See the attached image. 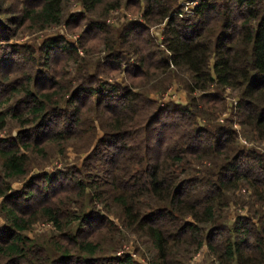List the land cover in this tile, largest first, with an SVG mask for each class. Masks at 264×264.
<instances>
[{
    "label": "trees",
    "instance_id": "1",
    "mask_svg": "<svg viewBox=\"0 0 264 264\" xmlns=\"http://www.w3.org/2000/svg\"><path fill=\"white\" fill-rule=\"evenodd\" d=\"M81 1L84 10L91 13L98 9L109 13L126 2L144 3L147 21H166L168 56L160 60V70H172V65L178 71H185L191 79L185 82L188 91L199 92V97L188 105L162 104L150 97V90H137L135 83L121 87L98 81L92 87L85 80L76 92L87 94L88 103L90 99L94 101L92 107L103 135L92 159L103 162L102 177L93 179L94 176L85 173L82 180H73L80 188L82 200V215L76 218L67 211V203H60L67 196H60V191L53 193L56 202L52 203L45 192L46 188L56 186V177L68 179L70 173L46 176L44 199L37 201L38 213L33 218L51 223L60 234L59 239L66 240V245L57 243L60 254L55 259L27 235L32 223L23 217L31 212L27 203L36 200L34 194L29 195L30 200L25 198L23 203L12 207L7 200L2 213L10 225L0 235V264H139L127 254L97 259L108 242L117 236L124 238L123 231L151 245L153 251L146 259L148 264H190L204 247L215 257L216 264H264V153L241 149L232 122H227L230 126L219 124L212 128L200 121L208 115L207 122L211 123L209 119L215 113L212 111L226 106L219 91L232 88L240 95L236 105L238 123L246 128L248 135L264 139V0H199L194 14L187 18L183 17L179 0ZM39 2L38 9L31 11L35 14L33 19L46 25L60 24L63 0ZM95 27L107 32L106 24ZM0 29L1 64L8 51L15 53L22 47L2 44L9 33L2 23ZM65 42L63 38L47 40L46 59L57 48L76 53V48ZM158 54L161 52L151 55ZM32 59L35 60L33 56ZM140 63L155 68L145 57ZM137 69L131 72L132 76H148ZM14 70L7 69L2 77V89L14 95L9 101L22 93L25 98L16 100L14 105L23 104L26 111L17 107L6 110L0 103V128H5L10 113L21 125H33L31 132L43 129L37 141L42 137L60 141L66 139L73 115L74 126L81 117L92 119L86 111H81L73 95L64 103L75 110L63 122L67 108L53 99L55 91L42 92L37 83L41 71L30 75L20 90ZM65 77L68 73L60 75L62 83ZM58 85L56 82L53 86ZM212 86L218 92H209ZM164 113H167L165 119ZM28 133V130L24 132ZM28 137L19 131L15 137L0 138L2 180L6 181L2 184L5 190L0 186V195L11 191L7 181L26 174L28 154L33 148L25 142ZM90 169L91 165L86 171ZM243 190L250 193L249 199L260 210H255L253 202H249L247 207L252 209V217L238 218L230 225L228 209L235 195ZM241 199L242 195L238 200ZM85 203L91 210L84 212ZM115 219L121 222L122 230ZM122 246L118 243L112 253Z\"/></svg>",
    "mask_w": 264,
    "mask_h": 264
},
{
    "label": "rangeland",
    "instance_id": "2",
    "mask_svg": "<svg viewBox=\"0 0 264 264\" xmlns=\"http://www.w3.org/2000/svg\"><path fill=\"white\" fill-rule=\"evenodd\" d=\"M196 1L199 0H179L181 12L184 14L183 17L187 18L194 14ZM39 4V0H0V23L5 26L4 30L9 33L2 44H17L23 50L17 49L18 53L17 51L15 53L8 51L9 57L7 56L4 62L2 61L0 64V103L4 105L3 108L6 110L9 107H17L26 111L23 104L14 105L16 100L25 98L22 93H18L17 99L9 101L14 95L12 92L7 91L8 89H2V83L4 82L2 77L7 69H15L16 86L21 90L23 88L22 84L28 82L27 78L32 74L35 76L40 70L42 77L37 83L42 88V92L55 91L52 93L53 99L55 101L59 100L61 106L67 108L63 122L67 116L70 114L72 116L75 110L74 107L64 103L67 100L69 102L73 95H76L77 104L78 107H81V111H86L85 113H88L92 119L86 120L81 117L80 122L74 126L73 121H75L76 116L73 115L71 117L73 121L68 122L71 124L66 131V139L49 141L42 137L41 140L37 141V137L42 136L43 129L31 132L33 125L23 126L20 121L15 120L9 113L7 125L3 129L0 128V138L15 137L21 131L22 136H30L25 142L31 144L30 146L33 148L28 154L29 164L26 174L7 181L11 186V191L7 192V195H0V235L2 229L10 225L2 213L6 201L10 200L9 205L12 207L14 204L20 205L23 203L25 198L30 200L29 195L34 194L36 200L33 198L27 203L28 211L31 212L28 213V216L23 217L32 223L27 235L33 241H37L50 258L55 259L60 254L57 251V243L66 245V240L59 239L60 234L51 223L34 220L33 217L38 213L37 208H39L36 206L37 201L44 199L42 195L46 192L49 193L48 200L50 199L53 203L55 199H52V194L60 191V196H63V198L67 196L60 203H67V211L77 218L82 215V200L79 198L80 188L73 180H82L85 173L94 176L93 179L102 177L103 162L92 159L94 148L103 135L100 123L95 115L96 112L92 107L94 101L90 99L88 103L87 94L77 93L76 88L84 84L85 80L92 87H95L98 81L118 84L121 87L131 86L135 83L137 84V90L141 92L144 89L150 90V97L159 100L162 104L176 102L183 105L194 102L195 97H199V92L190 93L188 91L185 82H190L191 79L186 76L185 71H178L172 65H170L172 70H160V60L168 56V52L165 50L166 21L159 23L147 21L143 11L144 3L138 5L126 2L121 8L112 10L109 13H105L103 9L91 13L84 10L81 0H63L62 19L61 23L57 25H46L38 19H33L35 14L31 11L38 9ZM26 11H29V13ZM99 23L107 25V32L95 27ZM128 32L130 33L126 36ZM51 38H63L64 41L69 42L71 46L76 48V53L57 48L51 50L49 59H46L45 43ZM158 52H161V54L151 55ZM32 56L36 62L32 59ZM142 57L148 59L149 64H155V68L150 69V66L141 65L140 59ZM83 68H85L84 71H82ZM135 69L139 73L148 74V76L144 77L140 74L134 75L135 77L132 76L131 72ZM65 73H68V77H65L62 83L60 75ZM12 77H14V74ZM51 77L54 80L50 81ZM58 79L59 81H57ZM56 82H59V85L54 87L53 85ZM9 87L6 86V88ZM34 91L37 92V89H34ZM211 91L218 92L215 86L211 87L209 92ZM219 92L224 98L226 106L218 111H212L215 113L209 119L211 123L207 122L208 115H206V120H200L201 124H207L208 127L213 128L214 125L219 124L230 126L227 122H232V127L237 133L238 146L241 149L247 152L257 149L264 153V139H259L254 134L248 135V132H245L246 128L237 121L236 105L240 96L239 92L232 88H223ZM85 105L87 107L84 108ZM192 109L194 110L193 107ZM166 115L167 113L163 114V119ZM25 118H30V116ZM51 127L54 128V126ZM26 130H28V134H24ZM103 148L101 147V149ZM244 161L247 160L244 158ZM90 165L91 169L86 171ZM59 173L65 175L70 173L71 176L68 179L56 177V186L46 188L45 192L42 191L48 186L45 180L46 176L48 174L57 176ZM64 174L60 175L65 176ZM3 177V157L0 154V180ZM2 181L0 183L1 189L5 190L6 188L2 184L4 182L6 184V181ZM240 195H242L241 201L238 200ZM8 196H10V199ZM249 196L250 193L243 190L238 192L235 198L232 199L231 207L228 209L230 225L238 218L247 219L252 217L250 213L252 209L247 207L249 202H253L255 210H260L259 206L249 199ZM87 210H91V208L89 204L85 203L84 212ZM115 222L119 226L118 229L122 230V227H120L121 222L116 219ZM76 224L78 225V222ZM123 233L124 238L117 236L114 241L108 242L109 244L97 256V259L127 254L132 256L139 264H148L147 257L149 258L151 256L149 253L153 251L151 245H145L144 240L141 241L128 232L123 231ZM118 243H122V249L117 253H112V249ZM190 264H216V260L210 254L208 248L204 247L193 257Z\"/></svg>",
    "mask_w": 264,
    "mask_h": 264
}]
</instances>
